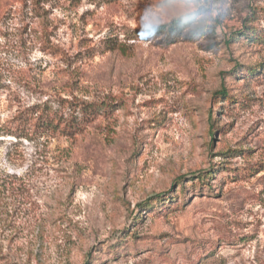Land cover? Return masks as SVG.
<instances>
[{
	"label": "rangeland",
	"instance_id": "obj_1",
	"mask_svg": "<svg viewBox=\"0 0 264 264\" xmlns=\"http://www.w3.org/2000/svg\"><path fill=\"white\" fill-rule=\"evenodd\" d=\"M0 264H264V0H0Z\"/></svg>",
	"mask_w": 264,
	"mask_h": 264
},
{
	"label": "trees",
	"instance_id": "obj_2",
	"mask_svg": "<svg viewBox=\"0 0 264 264\" xmlns=\"http://www.w3.org/2000/svg\"><path fill=\"white\" fill-rule=\"evenodd\" d=\"M219 94L222 95V93ZM100 112H102L101 105L99 106L95 103L85 105L82 104L81 108L79 109V113H75L74 110L73 113H67L64 116L51 112H41L37 115L35 121L33 120L34 123H32V120V122L30 121V123H32L31 127L33 126L34 131H59L63 135L72 138L78 134L83 133L89 123L95 121L98 117L107 116L109 114ZM37 113L38 112H35V114ZM26 136V134H21V137Z\"/></svg>",
	"mask_w": 264,
	"mask_h": 264
}]
</instances>
